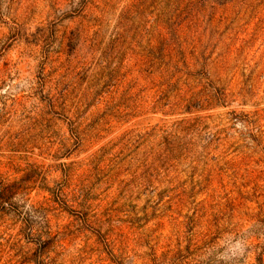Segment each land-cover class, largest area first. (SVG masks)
<instances>
[{
  "label": "rangeland",
  "instance_id": "obj_1",
  "mask_svg": "<svg viewBox=\"0 0 264 264\" xmlns=\"http://www.w3.org/2000/svg\"><path fill=\"white\" fill-rule=\"evenodd\" d=\"M0 264H264V0H0Z\"/></svg>",
  "mask_w": 264,
  "mask_h": 264
}]
</instances>
